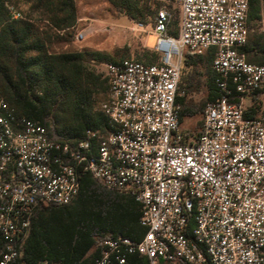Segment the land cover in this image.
<instances>
[{"label": "built area", "instance_id": "obj_1", "mask_svg": "<svg viewBox=\"0 0 264 264\" xmlns=\"http://www.w3.org/2000/svg\"><path fill=\"white\" fill-rule=\"evenodd\" d=\"M154 1L158 62L103 63L105 133L53 138L0 96V264L22 257L37 205L70 203L86 173L131 194L146 229L138 240L104 239L95 264H124L130 254L150 264H264V61L241 51L250 0ZM185 49L214 54L215 97L196 134L181 130L177 101Z\"/></svg>", "mask_w": 264, "mask_h": 264}, {"label": "trees", "instance_id": "obj_2", "mask_svg": "<svg viewBox=\"0 0 264 264\" xmlns=\"http://www.w3.org/2000/svg\"><path fill=\"white\" fill-rule=\"evenodd\" d=\"M39 1L43 6H50L53 12L66 15L55 22L60 28L74 24L73 0ZM111 1L127 15L141 21L151 14L155 19L158 10L152 8L148 0ZM13 3V0H0V96L17 114L45 125L53 138L75 141L83 138L88 130L105 133L108 118L102 111L93 110L92 91L87 87V73L83 67L84 53L50 52L35 33L34 24L19 13L14 14ZM262 15L264 0H250L248 21L260 19ZM241 51L247 61L262 63L264 35H248ZM146 53L150 57L145 63L158 62L153 50H146ZM213 55L212 50L204 54L183 51L184 68L194 69L202 60L206 62V103L215 97L216 91L211 69ZM177 101L184 105L180 113L182 122L188 114L185 96H178ZM61 110L71 113V122H59L54 127L50 122L57 120ZM36 209L37 217L33 216L23 255L13 264H38L42 260L51 264H95L104 239L122 235L138 240L146 230L139 222L140 205L135 198L105 187L90 173L81 177L79 192L70 203L41 202ZM191 226L190 220L188 227Z\"/></svg>", "mask_w": 264, "mask_h": 264}, {"label": "rangeland", "instance_id": "obj_3", "mask_svg": "<svg viewBox=\"0 0 264 264\" xmlns=\"http://www.w3.org/2000/svg\"><path fill=\"white\" fill-rule=\"evenodd\" d=\"M56 0H51V2ZM14 14L27 18L34 24L35 33L46 43L50 52L84 53L83 67L87 73L86 82L92 91L93 110L101 111V103L108 94V82L102 71L103 63L122 58H139L148 61L146 50H153L157 35L153 32L154 14L141 21L127 15L111 0H73L76 19L69 27L60 28L55 22L66 18L63 13L53 12L50 6L41 5L39 0H13ZM152 8L159 3L148 0ZM170 33L175 35L180 21V11L173 7ZM249 36L264 35V15L248 21ZM84 34L80 37V34ZM208 67L202 60L197 68H184L181 74V90H185L187 115L181 122V130L196 134L202 123V112L207 96ZM58 123L71 122L68 110L59 111Z\"/></svg>", "mask_w": 264, "mask_h": 264}, {"label": "crops", "instance_id": "obj_4", "mask_svg": "<svg viewBox=\"0 0 264 264\" xmlns=\"http://www.w3.org/2000/svg\"><path fill=\"white\" fill-rule=\"evenodd\" d=\"M37 208V207H36ZM35 208V211H36V215H35V211H34V219L37 217V209ZM32 219V221L34 220ZM29 235V232L26 236V239ZM26 239H25V242H26ZM25 245V243H24ZM126 264H150L149 262V259L146 257V256H141V255H132L129 259H127V262ZM156 264H187V263H184V262H181V261H175V262H171V261H168V260H164V259H159L158 262Z\"/></svg>", "mask_w": 264, "mask_h": 264}]
</instances>
